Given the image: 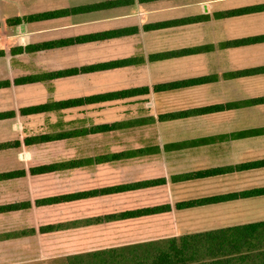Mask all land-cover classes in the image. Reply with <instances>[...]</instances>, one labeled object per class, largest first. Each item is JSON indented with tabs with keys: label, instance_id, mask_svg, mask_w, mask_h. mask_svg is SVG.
Segmentation results:
<instances>
[{
	"label": "crops",
	"instance_id": "0c3cea01",
	"mask_svg": "<svg viewBox=\"0 0 264 264\" xmlns=\"http://www.w3.org/2000/svg\"><path fill=\"white\" fill-rule=\"evenodd\" d=\"M263 222L264 0H0V264Z\"/></svg>",
	"mask_w": 264,
	"mask_h": 264
},
{
	"label": "trees",
	"instance_id": "16d2710c",
	"mask_svg": "<svg viewBox=\"0 0 264 264\" xmlns=\"http://www.w3.org/2000/svg\"><path fill=\"white\" fill-rule=\"evenodd\" d=\"M133 261L134 264H264V222L184 237L166 244L158 257Z\"/></svg>",
	"mask_w": 264,
	"mask_h": 264
}]
</instances>
